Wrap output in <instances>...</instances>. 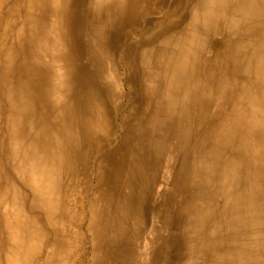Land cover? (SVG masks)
<instances>
[{
  "label": "bare ground",
  "instance_id": "obj_1",
  "mask_svg": "<svg viewBox=\"0 0 264 264\" xmlns=\"http://www.w3.org/2000/svg\"><path fill=\"white\" fill-rule=\"evenodd\" d=\"M180 1L126 47L128 111L116 125L118 100L102 89L113 78L107 57L124 10L138 24L144 0H0V264H156L165 220L153 218L143 235L146 195L168 221L170 200L194 212L197 193L211 200L202 223L191 222L198 264H209L208 253L210 264L232 263L235 219L253 210L243 155L264 134V0ZM218 31L227 35L222 55L203 72ZM134 97L149 101L143 116ZM206 102L229 106L219 124L208 122V145L187 147L170 125ZM168 149L180 158L167 180L157 168Z\"/></svg>",
  "mask_w": 264,
  "mask_h": 264
},
{
  "label": "rangeland",
  "instance_id": "obj_2",
  "mask_svg": "<svg viewBox=\"0 0 264 264\" xmlns=\"http://www.w3.org/2000/svg\"><path fill=\"white\" fill-rule=\"evenodd\" d=\"M167 3L174 4L176 7L181 3V1L144 0V14L140 18V22L138 24H131V9L129 8L127 11L125 9V14L121 19V21H123V25L120 29H117L112 38L113 51H110L111 55L107 57L111 68L109 67L107 73L112 75L113 78H111L109 81L110 83L107 86H103L102 89L109 94V97H113L110 98L111 100H118L117 105H114V103L112 105L114 108L112 118L116 125L120 122L121 116L128 111V93L127 90H122L123 84H125V88L128 87L126 82L127 78L129 77V69L123 66L126 47L131 44V41L139 42L147 39L155 29L161 26L163 13L166 9ZM123 4H125V6L127 5L128 7L127 2ZM80 11L81 10L79 9H70L68 10V13L79 14ZM65 20L66 22H69L68 18ZM211 37V42H209V46L207 47L203 56V72L210 69L209 66L207 67V58L210 57V55H215L218 57V59L221 57L224 49V42L227 39V35L222 31L212 34ZM125 38L130 39V42H124ZM213 41L216 42V53L214 54L212 53ZM70 44L75 45V41L71 40ZM140 81L141 80L139 77H135V80L132 79L131 83L139 86ZM231 99L233 100L232 97ZM132 102L135 103L136 106L138 104H141L142 106L143 104L142 109L139 111V116H143L144 112L148 109L147 104L149 101H143L137 99V97H134ZM228 106L229 104H222L220 107L215 105L212 106L211 109L209 103L206 102V106L202 108L200 113H198L199 116H195V114L191 113L176 118L175 120L179 119V122L176 121V123H171L170 127L174 126L171 133L176 130L175 126L177 125L179 126V130L176 131H182L184 134L185 146L191 147L192 143L196 142L197 140H201L204 145H208L210 143V139L206 138V132L209 129L208 122L210 119H213L215 120L214 122L216 124H219L223 118L222 112H224L225 109H228ZM210 111L213 112L211 113ZM214 111L216 112L214 113ZM180 136H182V134H180ZM117 137V131H115V136L110 138L111 142H108L106 146L109 148L110 145H115ZM252 140V147L249 148L243 155V158L246 159V163H244L243 167L241 168L240 181L243 184V189L245 190V201L248 207L253 210L252 213H241L242 215L235 219V231L239 236V240L235 248V258L233 257L231 264H264V134L262 132L258 133ZM176 141L177 140H174L173 144H175ZM179 153L180 152L177 150L171 151L168 149L167 155L165 154L162 164L160 161L161 165L159 168H157V172L159 173L158 175L166 177L167 180L171 176L173 177L179 165ZM217 172H219V174L221 173L220 170ZM184 181L185 179L183 182ZM146 184V191L149 190L152 192L155 183L153 184L148 181ZM160 184L161 182L158 181L157 186L159 187ZM153 192L157 195H160V191L157 188L153 190ZM159 195L157 197H159ZM149 197V195H146V201L144 202L145 204H143V206H145L144 211H146L143 235L147 236L148 228L150 227V224L153 223V218H155V221H160L161 219L165 220L164 234L166 235V247L163 250V254L161 252L162 250H160L159 255H156V264H198L200 261H198V259L195 257L197 250H194L191 244V238L196 236L197 232L192 227L193 224L191 222L195 217L202 223L205 218L204 216H207V213H209L211 209V206L209 205L211 204V200H209L210 197L206 198L202 196L201 193H197L195 196V199L197 200V206L194 212L187 209V200H184L183 206L180 209L179 207L175 206L174 198H170L172 200H170L168 203V221L157 208V205L161 204L160 201L154 203V205L149 200ZM179 209L180 213L178 216L180 217V220L178 221L179 218H177L175 222L173 214H175L174 212ZM85 225L80 229L84 234L83 242H86L87 231ZM197 241H200V237H198ZM198 252L200 251L198 250ZM208 257L210 258L208 260L210 264V262L213 260V254L208 253ZM87 258L88 257H85V260H87Z\"/></svg>",
  "mask_w": 264,
  "mask_h": 264
}]
</instances>
